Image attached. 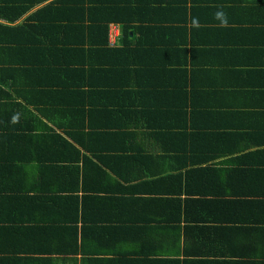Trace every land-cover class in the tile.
I'll return each mask as SVG.
<instances>
[{
    "label": "crops",
    "instance_id": "0c3cea01",
    "mask_svg": "<svg viewBox=\"0 0 264 264\" xmlns=\"http://www.w3.org/2000/svg\"><path fill=\"white\" fill-rule=\"evenodd\" d=\"M54 1L0 0V66L60 72L84 56L85 87L135 108L60 126L39 113V132H77L80 155L57 158L46 133L38 156L22 151L24 198L0 207V264H264V0H88L114 15L79 54ZM42 6L45 30L28 23ZM2 77L6 98L25 103ZM111 79L126 89L110 92Z\"/></svg>",
    "mask_w": 264,
    "mask_h": 264
},
{
    "label": "trees",
    "instance_id": "16d2710c",
    "mask_svg": "<svg viewBox=\"0 0 264 264\" xmlns=\"http://www.w3.org/2000/svg\"><path fill=\"white\" fill-rule=\"evenodd\" d=\"M62 1L56 0L53 3L62 5L61 10L58 11L63 14L66 22L61 24V29L66 31L69 29V32L65 31L63 39L68 47H72L71 50L79 54L82 52L84 46L91 44L98 34L105 31L106 24L111 19L109 12L114 15L112 12L114 3L108 2V8H103L95 16L92 14V11L90 12L88 0L76 1L75 9H73L74 12L69 10L70 0ZM51 3L52 1L46 6L48 7ZM89 3H93V1ZM33 4H35V1ZM43 8L44 6L34 11L31 14L30 22H28L29 24H33L34 28L40 30H45L48 26L47 16L43 13ZM127 26V23L123 24L126 31L128 30ZM2 29L4 30L5 27L2 28L0 25L1 33H3ZM5 37L0 35L1 43H9L8 38ZM131 41L129 42V47L126 45L128 40L125 41L122 47H117L116 50L121 48V53L118 51L116 54L120 53L119 56H121L126 49L129 51L131 49ZM58 43L63 45L60 40ZM36 51L38 54V49ZM67 54L71 55L68 52ZM76 58L75 60H79V62L66 63L60 72H55V68L53 70H42L41 72L39 66L36 64L25 68L22 66L15 68L14 65L0 66V74L1 76L3 75L1 83L5 85L8 81L5 86H8L12 90L14 98L21 95L26 100L25 103L22 101L13 102L16 100L6 98V89L0 88V207L6 209H10V205L15 207V198L18 191H20V199L24 198L21 193L24 190V169L28 158L24 157L21 153H24L22 151L26 150L32 156H38L39 154L33 151L38 152L42 149L43 145L34 144L35 140L47 137L46 134H50V136L52 134L53 137L57 134V144L52 143L50 146L51 149L57 152V158L60 157L59 154L63 155V157L67 154L69 158L80 155L78 148L74 144L75 139H73V135L70 133L74 129L68 127L70 129L66 130L64 126H61L62 128L58 127L59 131L57 132L54 129H49L41 133L39 131L43 124L41 123L39 113L48 116L51 120L55 119L59 125L61 120L64 119L66 122L73 115L76 118L80 112L83 118H85L86 114L93 111L99 113L100 117L104 120H107L106 113L110 114V110L113 115H116V111L118 110L115 109L117 107L123 108L121 110L127 113L132 112V108H135L133 101L121 100L116 96L110 97L111 94L108 97H103V93H101L102 89L95 88V86H99L98 83H87V87H85L87 70L86 64L83 61L88 60L84 56L79 57V55ZM66 68L71 71H68L69 74L67 75L64 74ZM121 69L120 73L122 75H124V72L127 73L128 68L123 67ZM91 77L92 80L104 78L103 74H99V72H95ZM111 80L115 88L111 89L110 92H122L123 89H126L125 86L118 88V85L115 83L116 80ZM133 84V82L129 83L131 86ZM95 92H100V94L96 96ZM2 101H6V103ZM140 111L138 112L140 113ZM59 114L61 117H59ZM108 117L110 118L109 115ZM73 133L77 136L75 130ZM91 133L92 131L88 133L89 137ZM81 134L82 136L84 134L87 136L83 129L80 130ZM18 142H20V145ZM81 147L86 146L82 145ZM16 159L18 161L20 159V162H18L17 167H14L12 163L17 162Z\"/></svg>",
    "mask_w": 264,
    "mask_h": 264
},
{
    "label": "clouds",
    "instance_id": "9594fccd",
    "mask_svg": "<svg viewBox=\"0 0 264 264\" xmlns=\"http://www.w3.org/2000/svg\"><path fill=\"white\" fill-rule=\"evenodd\" d=\"M215 15H216V18L219 19L222 24L227 23L226 13H224L223 11H218Z\"/></svg>",
    "mask_w": 264,
    "mask_h": 264
}]
</instances>
